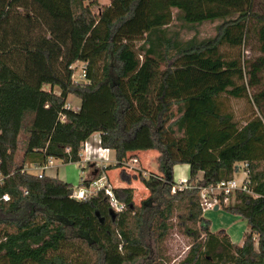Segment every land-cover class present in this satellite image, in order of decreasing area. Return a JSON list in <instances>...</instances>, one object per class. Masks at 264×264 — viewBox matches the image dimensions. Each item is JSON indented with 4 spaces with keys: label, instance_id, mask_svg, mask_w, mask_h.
Returning <instances> with one entry per match:
<instances>
[{
    "label": "trees",
    "instance_id": "trees-1",
    "mask_svg": "<svg viewBox=\"0 0 264 264\" xmlns=\"http://www.w3.org/2000/svg\"><path fill=\"white\" fill-rule=\"evenodd\" d=\"M174 10L190 28L221 21L217 35L180 40L169 33ZM252 39L254 59L222 51ZM78 63L84 82L75 80ZM224 96L251 101L256 116L240 126ZM70 97L81 101L78 112L66 109ZM263 111L264 6L257 0H111L106 7L66 0L65 10L44 0H0V264H167L174 219L191 240L178 264H264ZM93 133L116 163L81 187L117 170L128 185L112 188L121 211L105 190L78 201L71 184L26 172L50 159L82 164ZM148 151L159 156L157 173L130 174L129 162ZM179 165L190 169L182 189L173 176ZM240 165L245 190L218 206L248 223L237 245L224 230L211 231L201 192L235 179ZM135 181L149 192L140 207Z\"/></svg>",
    "mask_w": 264,
    "mask_h": 264
},
{
    "label": "rangeland",
    "instance_id": "rangeland-1",
    "mask_svg": "<svg viewBox=\"0 0 264 264\" xmlns=\"http://www.w3.org/2000/svg\"><path fill=\"white\" fill-rule=\"evenodd\" d=\"M99 6H109L111 4V0H97ZM257 2L260 4V6H264V0H257ZM58 8H61L62 10H65V3L58 2ZM174 14V22L169 28V33L177 32L179 33V38L182 41H188L192 38H197L198 40H205V39H211L214 38L217 35V27L221 24V21H215V22H206L201 25H197L194 28H190L189 26H182L183 24L176 20V17L179 15L177 10L173 11ZM140 46V43H138ZM222 51L228 56V57H237L239 54L243 56V59L245 61H248V59H254L258 57L260 54L258 52V45L255 41V39L250 40L245 46L241 47L240 49H228L223 47ZM83 64H76L74 66L75 71V80L77 82H84L80 81L79 76L82 74ZM58 92V90L56 89ZM252 95V93H250ZM76 101V102H75ZM79 101V102H78ZM221 102L224 106V109L226 112L231 113L235 119V121L240 125L243 126L245 123L252 117H255L257 111L254 108V105H252L251 101L246 99H234L230 97L224 96L221 99ZM81 101L78 99H75L74 97H70L67 105L70 106L71 111L78 112V107L80 106ZM79 105V106H75ZM101 110V116L103 119L108 118V108L105 106L100 108ZM264 113V111H263ZM264 115V114H263ZM93 119V117H92ZM91 119V120H92ZM94 123V122H93ZM95 135V136H94ZM97 133H93L91 135L90 139V145L89 146V152L88 153H82L83 156H86V161L89 160L97 164L98 167L104 168L108 167L115 163V153L113 151H105L102 148L98 146V138L96 137ZM25 135L21 136V143L22 145L25 143ZM22 155V151L20 149L19 156ZM136 160V161H135ZM131 160L129 162V173L132 174V169H143V163L144 159L139 154L136 155V159ZM84 161L82 164H64L60 160H54L53 161V168L49 169L45 172V174L48 177L52 178H58L66 183L71 184L74 189L80 188L82 181L84 178H86V174L89 173L88 170L85 169L86 163L84 165ZM88 163V162H87ZM187 166L179 165L174 169V180L175 182H181L178 185H185L187 182L190 171ZM152 172L157 171V168L155 165H152ZM41 171L39 169L33 168L31 170L32 174L38 175ZM118 171L110 173V183L114 186H117L118 183L123 182L121 178L118 176ZM149 173H145V175H148ZM103 178L106 179V176L103 175ZM238 184H241L246 179V173L244 171L243 165H240L239 167V173L235 177ZM107 182V180H105ZM125 186L128 187L126 183L123 182ZM135 188L134 193V201L135 205L140 207L141 201L146 199L149 196V192L145 190L139 182L135 181L132 183V186ZM91 190L93 192L97 190L95 187H92ZM204 219L209 224V227L212 232H219L221 230L229 231L228 229L231 228L235 234V244L241 245V240H243L244 235L248 231V223L246 220L240 218L239 216L233 215L227 211H224L220 208V210L215 211L214 209L209 211H204ZM177 219H174V227L171 230V235L167 239L165 244V249L167 252V257L169 259L167 264H178L181 260L185 258V256L188 253L189 246L191 245V240L184 236L182 234V230L178 227ZM1 230V229H0ZM233 239V238H232ZM237 240V241H236Z\"/></svg>",
    "mask_w": 264,
    "mask_h": 264
},
{
    "label": "built area",
    "instance_id": "built-area-1",
    "mask_svg": "<svg viewBox=\"0 0 264 264\" xmlns=\"http://www.w3.org/2000/svg\"><path fill=\"white\" fill-rule=\"evenodd\" d=\"M86 77V73H85V69H82V74L80 75L81 79H85ZM67 110H71L70 106L67 105L66 106ZM62 121H65L64 118L62 119ZM90 145L89 142H85L83 145V149H82V153H88L89 152V146ZM100 144V143H99ZM100 147V145H99ZM101 148V147H100ZM108 151V150H105ZM83 161L85 163H89L91 161L87 160L86 161V156H83ZM53 159H50L48 164L43 166V167H27L26 168V172L27 173H31V170L33 168L35 169H39L41 172L36 175L39 178H42L43 176H47L45 174V172L49 169L53 168ZM244 171H245V166H243ZM246 173V172H245ZM32 174V173H31ZM103 176L96 182H94L93 184H91L89 187H80L75 189L72 198L76 199L78 201H84L87 200L89 197L93 196L94 194H96L98 191L100 190H105L106 194L111 198V205L112 207L116 210V211H121L122 210V206L119 205L117 203V201L114 198L113 195V191H112V187L109 185L108 181L105 182ZM183 185H181L180 189H182ZM92 187H95L97 190H95L93 192V190H91ZM236 190H245V187H243V182L241 184H238L236 179H233L231 181H226V182H221L216 186L213 187H209L206 189H203L201 192V199H202V206L204 208L205 211H209L212 209H215V207L219 206L220 202H221V198L223 196L229 195L230 193L236 191ZM173 193H175V189H173ZM4 202H8L10 200V197L8 195H4L1 198Z\"/></svg>",
    "mask_w": 264,
    "mask_h": 264
},
{
    "label": "crops",
    "instance_id": "crops-1",
    "mask_svg": "<svg viewBox=\"0 0 264 264\" xmlns=\"http://www.w3.org/2000/svg\"><path fill=\"white\" fill-rule=\"evenodd\" d=\"M47 4L49 3V5L51 6L52 4H55V9L56 8H58V6H56V5H58V2H60V3H66V0H44ZM67 5V4H66ZM76 102V101H75ZM79 102V101H78ZM75 106H79V105H75ZM81 107V103H80V106L78 107V110H79V108ZM95 136V135H94ZM96 137L99 139L98 140V146L100 145L99 143H100V134L99 133H97V135H96ZM90 139H91V136L89 137V139L87 140V141H89L90 142ZM140 155V156H142L143 157V159H144V163H143V169L142 170H144L146 173L148 172V173H150V172H152V165H155L156 166V168H157V171H158V167H159V162H158V160H159V156H158V154L156 153V152H154V151H148V152H141V153H137L136 155ZM136 161V160H135ZM91 163V162H90ZM115 163H116V160H115ZM114 163V164H115ZM87 164V163H86ZM92 164H95V166H96V168H98L99 170H103V168H100V167H98L97 166V164L96 163H94V162H92L91 163V165ZM114 164H112V165H114ZM84 165H85V163H84ZM90 165V166H91ZM90 166H89V173L88 174H86L87 176H86V178L88 177V176H90V171H91V168H90ZM184 166H187V165H184ZM130 167V166H129ZM176 167H178V166H176ZM175 167V168H176ZM105 168V167H104ZM174 168V169H175ZM186 168H188L189 169V167L187 166ZM85 169H87L88 170V168H85ZM115 171H117V170H110V171H108L106 174H105V176H107L108 177V179L110 178V176H112V175H110V173L112 174L113 172H115ZM157 171H155V173H157ZM189 171H190V169H189ZM118 174V173H117ZM104 175V174H103ZM173 176H174V171H173ZM189 179V178H188ZM110 180V179H109ZM177 184H179V183H181V182H176ZM111 187L112 188H126L127 186H125L124 184H123V182H120V183H118L117 184V186H114V185H112L111 184ZM134 190H135V188L134 187H132ZM219 210H220V208H219ZM229 231H226V230H224L227 234H228V236L230 237V239H231V241H232V243H234L235 244V234H234V232H233V230H231V228H229L228 229ZM233 238V239H232ZM237 241V240H236ZM242 242H243V240H241V245H242Z\"/></svg>",
    "mask_w": 264,
    "mask_h": 264
},
{
    "label": "water",
    "instance_id": "water-1",
    "mask_svg": "<svg viewBox=\"0 0 264 264\" xmlns=\"http://www.w3.org/2000/svg\"><path fill=\"white\" fill-rule=\"evenodd\" d=\"M90 168H91V171H90V177H91V178H95V177H97V176L99 175V173H100V170H99L98 168H96L95 164H92V165L90 166ZM214 210H215V211H218V210H219V207H218V206L215 207Z\"/></svg>",
    "mask_w": 264,
    "mask_h": 264
}]
</instances>
